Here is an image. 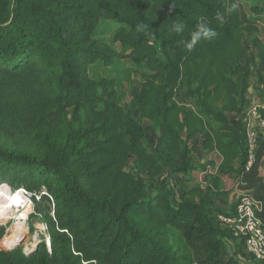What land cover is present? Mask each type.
Wrapping results in <instances>:
<instances>
[{
    "label": "trees",
    "instance_id": "1",
    "mask_svg": "<svg viewBox=\"0 0 264 264\" xmlns=\"http://www.w3.org/2000/svg\"><path fill=\"white\" fill-rule=\"evenodd\" d=\"M248 1L249 17L264 15ZM262 50L236 0H0V130L31 140L0 146V184L45 187L56 218L51 251L0 249V264H242L244 241L219 219L238 200L220 203L245 173ZM135 111L159 123L157 152Z\"/></svg>",
    "mask_w": 264,
    "mask_h": 264
},
{
    "label": "rangeland",
    "instance_id": "2",
    "mask_svg": "<svg viewBox=\"0 0 264 264\" xmlns=\"http://www.w3.org/2000/svg\"><path fill=\"white\" fill-rule=\"evenodd\" d=\"M240 11H241V17L242 20L247 23V24H255L257 25L260 29L264 30V15L259 16V17H254L251 18L248 15V9L252 5V1L248 0H236ZM257 2V0H255ZM254 3V2H253ZM260 3L261 2H257ZM112 26H110V29ZM104 39L110 40V35L107 34L103 36ZM117 49H119L120 45H115ZM259 59L256 62L254 68H253V76L251 79V96L255 97V99H252V102L255 103V105L262 107L264 105V50L262 51H256ZM103 76H108L107 73L101 72ZM131 81L135 82L136 86H140L142 83V79L140 75L137 74H132L131 75ZM123 88L120 89V91L124 94L122 98V104L123 106L127 109H131V99L128 96L129 93V82L128 80H125L123 83ZM260 100V102L258 101ZM262 109H264L262 107ZM50 117H53V114L49 115ZM135 117L138 119V121L145 127L146 129V146L147 149L150 152H157L159 149L157 137L159 136V123L157 122H149L140 117V114L138 111H135ZM1 125V122H0ZM199 143L193 144V159L195 161H200L202 153L201 149L198 145ZM0 146L5 147V148H10V149H21V150H30L31 149V140L27 138L26 136H23L21 132H7V130H0ZM261 147V146H260ZM258 163V160H257ZM257 165V164H256ZM132 170L134 171H139V169L132 164L131 165ZM141 176L146 178V175L143 172H140ZM164 177L171 183V187L173 190L176 192L180 193L182 191V178L177 177V179H173L169 176L168 172L164 174ZM6 184L8 187L7 193L5 192L1 198V201H6L7 200V195L13 196L19 192V190L23 189L27 191L28 193H32L33 195V203H32V210L31 213L28 217V228L25 233L22 234V237L24 238L20 241L22 243L21 245L17 244L16 246H12L6 243L9 248H6L3 245V239L4 237L10 232V229L15 222V216L14 218L10 219H4L0 217V228L5 230V236L0 242V249L4 251H11L14 249H22L24 253H27V246L28 243H33L35 242L36 245L42 243H45L44 241L46 240V236L49 234V219L55 220V203L51 200L49 196L39 198V194L45 189V187H42L41 189H37L35 191H29L26 187L22 186L21 184H15V183H3ZM2 184H0V187ZM49 194V193H48ZM50 195V194H49ZM38 196V197H37ZM47 227V228H46ZM28 240V241H27ZM28 243H27V242ZM30 241V242H29ZM38 241V242H36ZM35 245V246H36Z\"/></svg>",
    "mask_w": 264,
    "mask_h": 264
},
{
    "label": "built area",
    "instance_id": "3",
    "mask_svg": "<svg viewBox=\"0 0 264 264\" xmlns=\"http://www.w3.org/2000/svg\"><path fill=\"white\" fill-rule=\"evenodd\" d=\"M262 111H264L262 107L255 105V103H252L244 111L243 121L247 132L248 149L244 174L250 173L255 168L260 146L264 142V116ZM24 192L23 194L33 202L32 193L30 194L25 190ZM41 196H49L53 201V198L46 190H43L39 194L38 199ZM237 199V215L234 218L220 216L219 219L223 224L232 229L234 237L244 241L248 258L243 260L242 264H264V228L261 219L263 204L257 197L251 194H241ZM44 242L49 251H51V238L49 234L46 236Z\"/></svg>",
    "mask_w": 264,
    "mask_h": 264
},
{
    "label": "bare ground",
    "instance_id": "4",
    "mask_svg": "<svg viewBox=\"0 0 264 264\" xmlns=\"http://www.w3.org/2000/svg\"><path fill=\"white\" fill-rule=\"evenodd\" d=\"M7 185L3 184L0 187V217L4 219L15 218V222L13 223L9 235L7 237V243L16 246L20 244V241L24 238L22 234L26 232L28 228V217L32 210V203L23 193L24 190L21 189L17 194L13 196L7 195L6 201H1L3 194L7 191ZM28 241V240H27ZM26 241V242H27ZM30 242V241H29ZM38 242V241H36ZM28 243V242H27ZM36 243H28L26 249L27 251L32 250L35 247Z\"/></svg>",
    "mask_w": 264,
    "mask_h": 264
},
{
    "label": "crops",
    "instance_id": "5",
    "mask_svg": "<svg viewBox=\"0 0 264 264\" xmlns=\"http://www.w3.org/2000/svg\"><path fill=\"white\" fill-rule=\"evenodd\" d=\"M251 91V90H250ZM251 104L252 99L255 97L251 96L250 92ZM260 102V100L258 99ZM264 108V105L262 106ZM264 110V109H263ZM241 194H251L257 197L263 204L261 218L264 223V142H262L261 147L258 153V163L255 168L247 174L243 175L240 183L235 188L232 193L230 199L228 201H221L220 206L223 209H229L233 202H236Z\"/></svg>",
    "mask_w": 264,
    "mask_h": 264
},
{
    "label": "water",
    "instance_id": "6",
    "mask_svg": "<svg viewBox=\"0 0 264 264\" xmlns=\"http://www.w3.org/2000/svg\"><path fill=\"white\" fill-rule=\"evenodd\" d=\"M21 244L22 243H20L19 245H21ZM39 246H40V244L36 245L32 250L27 251V253H25V254L28 256H32V255L36 254L39 250Z\"/></svg>",
    "mask_w": 264,
    "mask_h": 264
}]
</instances>
